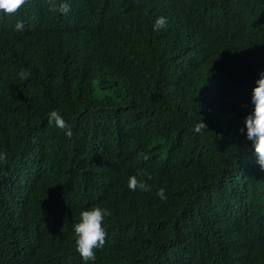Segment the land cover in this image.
<instances>
[{"label": "trees", "instance_id": "trees-1", "mask_svg": "<svg viewBox=\"0 0 264 264\" xmlns=\"http://www.w3.org/2000/svg\"><path fill=\"white\" fill-rule=\"evenodd\" d=\"M162 6L156 3L152 11L159 12ZM214 10L264 13V0H201L198 6L205 14ZM18 20L24 22L22 32L13 29ZM64 22L43 2L26 6L15 17L0 16V119L10 123L0 125V153L6 154V161H0V187L14 160L38 164L48 173L68 164L74 172V176L51 173L44 186L49 195L36 200L48 201L40 212L0 192V250L22 246L26 225L41 244L74 257L72 213L98 205L111 213L104 219L108 240L98 251V260L264 264V179H248L242 186L225 181L230 172L255 168L246 151L245 141L251 145L246 129L244 134L239 131L252 105L230 111L186 79L164 92L172 109L148 100L151 79L188 51L186 42L173 36L159 42L146 35L136 37L132 79L141 87L136 95L122 99L113 90V81L129 79L117 70L127 57L87 63L63 45ZM128 24H140L141 33L149 29L147 20L138 17L124 22ZM263 32L264 20L254 25L243 50L260 47ZM112 47L124 49L122 43ZM263 59L259 50L247 57L254 69ZM21 70L31 73L27 80L18 76ZM247 79L237 76L238 83ZM116 106L123 116L107 110ZM53 110L69 125L71 137L48 123ZM201 118L208 130L196 133ZM121 147L139 157L170 148L151 191L130 190L128 178L137 176L148 184L140 173H149L152 160L117 167L123 158ZM106 183L115 190L108 191ZM212 183L216 188L201 192ZM160 188L166 199L157 195Z\"/></svg>", "mask_w": 264, "mask_h": 264}, {"label": "clouds", "instance_id": "clouds-1", "mask_svg": "<svg viewBox=\"0 0 264 264\" xmlns=\"http://www.w3.org/2000/svg\"><path fill=\"white\" fill-rule=\"evenodd\" d=\"M34 2H43L51 11L64 17L62 43L87 63L117 61L120 57H127L119 63L117 70L120 75L129 79L113 81V90L122 99L136 95L141 87L140 83L132 79L136 72L132 64L136 51L132 44L136 37L146 35L154 42L168 36L181 37L186 42L187 53L172 61L157 77L151 79L148 100L158 103L164 110L172 109L164 99V92L186 79L191 87L217 98L230 111L238 106L246 109L252 105L251 112L244 119V127L239 131L244 134L246 129V139L251 142L250 145L245 141L246 151H249L255 168L230 172L225 181H234L242 186L248 179H264V59L258 69H254L247 60L256 50L264 53V32L259 38L260 47H255L257 49L254 52L243 50L252 38L254 25L264 20V13L251 10L246 14L235 10L218 13L214 10L205 14L198 11L201 0H0V16L15 17ZM159 2L163 4L161 10L152 11ZM133 17H138L141 21L147 20L149 29L141 33L140 24L124 26V22ZM13 29L22 32L24 22L18 20ZM114 43H122L123 51L115 50L112 47ZM250 67L253 70L249 75ZM30 74L28 70H21L18 76L27 80ZM238 75H244L248 78L247 81L238 83ZM121 106L124 107L122 103ZM107 110L116 115H124L119 106ZM48 123L65 131L66 136H72V130L58 111H50ZM0 125L10 127L9 121L5 119H0ZM194 130L201 133L208 130V126L201 118ZM121 151L123 158L117 167L123 162L133 164L137 159L152 160L149 173H140L141 176H146L148 184L137 176L128 178L130 190L151 191L150 185L161 176L164 169L162 164L170 148H161L152 156L141 153V157L123 147ZM0 161H6V154L0 153ZM51 173L74 176L68 164ZM51 173L38 164L28 165L14 160L6 170L0 192L12 202L26 204L35 212H40L48 201L41 203L36 200L49 195V190L45 191L44 186L48 185L47 179ZM105 186L108 191L115 190L107 183ZM214 188L216 184L212 183L201 192ZM157 195L166 199L165 189H158ZM87 207L73 212L69 221L74 257L65 255L60 249L41 244L37 233L24 225L23 245L12 250H0V264H147V261L130 262L125 257L120 261L98 260V251L108 240L109 224L105 225L104 219L111 213L98 205L86 210Z\"/></svg>", "mask_w": 264, "mask_h": 264}]
</instances>
